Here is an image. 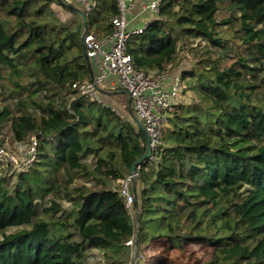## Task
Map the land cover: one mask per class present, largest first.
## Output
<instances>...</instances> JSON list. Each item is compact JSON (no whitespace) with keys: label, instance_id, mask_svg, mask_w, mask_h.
I'll return each instance as SVG.
<instances>
[{"label":"trees","instance_id":"obj_1","mask_svg":"<svg viewBox=\"0 0 264 264\" xmlns=\"http://www.w3.org/2000/svg\"><path fill=\"white\" fill-rule=\"evenodd\" d=\"M80 10L0 0V87L12 102L0 123L10 118L15 142L37 138L28 170L13 184L0 175V264H88L93 248L103 264H129L135 232V264L149 254L153 264H264V0H161L128 41L146 73L176 62L179 37L200 41L181 72L194 99L170 113L160 159L130 184L131 211L118 179L145 140L130 118L72 89L89 77ZM116 13L102 0L86 26L109 34Z\"/></svg>","mask_w":264,"mask_h":264},{"label":"built area","instance_id":"obj_2","mask_svg":"<svg viewBox=\"0 0 264 264\" xmlns=\"http://www.w3.org/2000/svg\"><path fill=\"white\" fill-rule=\"evenodd\" d=\"M117 13L111 17V32L104 36H97L91 31L82 29L83 43L90 61L93 78L74 81L71 86L77 95L88 101L103 103L97 92L109 85L118 83L123 90H127L131 98V108L140 120L149 136L150 155L145 163H157L163 151V134L167 126L170 113L176 106L183 104L185 84L181 67L172 68L168 65L159 72L146 73L138 69L127 49L131 35L141 34L148 22L127 29L126 12L135 8L134 0H115ZM84 13L95 6V0H63ZM161 0H147L141 5V10L150 12L158 18ZM151 19V20H152ZM134 20V17L131 19ZM37 138L31 135L27 146L21 151L9 150L0 144V170L11 167L17 172H25L36 158ZM142 167V166H141ZM137 170L136 176L141 169ZM1 175V174H0ZM119 192L124 197L125 205L131 211L134 204V194L130 189L131 175L118 180ZM135 234L126 242L132 246L129 264H135L134 240Z\"/></svg>","mask_w":264,"mask_h":264},{"label":"rangeland","instance_id":"obj_3","mask_svg":"<svg viewBox=\"0 0 264 264\" xmlns=\"http://www.w3.org/2000/svg\"><path fill=\"white\" fill-rule=\"evenodd\" d=\"M95 1H96V4H98V7L100 9V6L102 4V0H95ZM134 3H135V8H139V11H140L141 10V8H140L141 2L139 3L137 0H134ZM93 13H94V10L91 11L89 13V15L91 16ZM144 14H145V12L144 13L140 12L138 14V11L135 12V9L126 12L127 29L133 28L136 26V25H133V24H135L136 20L135 21L131 20L134 16H137V20L143 21V19L145 17ZM218 14L220 15L219 18H221L222 16H225L228 13L221 10ZM71 15H72V13H70L69 16H71ZM149 16L151 17V19L153 18V15L151 13L149 14ZM75 17L81 18L79 14L75 15ZM129 23H131L130 26H129ZM86 27H88V29L91 32H93L97 35L102 34V30L98 31V29H96V24H88ZM223 27L224 26H222V28ZM137 38H138L137 34H133L130 36L129 41L130 40L136 41ZM199 43H200V41L197 39H191L187 36L179 37L178 43H177V58H176L177 60H176V62H174L170 66L172 68H177V67H181V65H182V67L184 69H186V70L190 69L192 66V62L194 60V56H193L194 47L197 46ZM184 84L186 86L185 80H184ZM103 90L107 91V92H113L114 91L113 94H106L102 91L97 92L99 98L103 101V103L107 106H110L114 110H116V112L121 117L131 119L129 109H128V105H127L128 96L122 92L123 88L121 87V85L118 83H115L113 85H109L106 89H103ZM1 92H2V88L0 87V107L4 106V105L12 106L11 101L4 100ZM193 99H194L193 92L190 90L186 91V89H185L184 98H183L182 103L183 104L190 103ZM9 120H10V118L8 119L7 122H3L2 124L0 123V144L5 146L9 150L21 151L24 148H26L27 141L14 142L12 140L11 134L9 132L10 131L9 130ZM16 173H17V170L15 168H11V167H7V168L0 170V174L7 175L6 179L11 184H13L16 180V178H15ZM121 179H123V178H121ZM118 180H120V179H118ZM60 203L62 204L63 208H69L70 207V203L66 200L62 199V200H60ZM16 229H17L16 227L8 228L6 230V232H12ZM193 248L194 247H192V246H188L185 249V251H187V252L192 251L191 249H193ZM196 249L203 253V251L199 247H196ZM88 255H89L87 258L88 264H103L105 262V260L102 258L101 252L98 249L93 248V249L89 250ZM155 258H156L155 254H149L147 256V259L145 260V264H153V259H155Z\"/></svg>","mask_w":264,"mask_h":264},{"label":"water","instance_id":"obj_4","mask_svg":"<svg viewBox=\"0 0 264 264\" xmlns=\"http://www.w3.org/2000/svg\"><path fill=\"white\" fill-rule=\"evenodd\" d=\"M57 1L63 2V0H57ZM65 5L67 6V8H69L71 10L78 11V9L75 6L71 5V4L65 3ZM79 12L81 14L82 27L84 28L86 26V17H85V14L81 10ZM80 44H81V47H82L83 56H84V59H85V62H86V66H87V69H88L89 78L92 79L93 78V73H92V69H91V66H90L89 58H88V56L86 54V51H85V47H84V43H83V35L82 34L80 36ZM99 90L104 92V93H106V94H113L114 93V92L104 91L103 89H99ZM122 92L128 96L127 105H128V109H129L131 120L134 122L136 127L141 131V133H142V135L144 137V140H145V150H144V152L142 154H140L137 158H135L131 162L130 167H129V174L131 175V189L134 192V183H135L136 172L145 163L146 159L150 155L149 136H148L147 132L145 131L142 123L140 122V120L132 112L131 98L128 95L127 90L124 89V90H122ZM136 236H137V232L135 234V240H134V244L135 245H136ZM133 257H134L133 259L136 260V250H134V256Z\"/></svg>","mask_w":264,"mask_h":264},{"label":"crops","instance_id":"obj_5","mask_svg":"<svg viewBox=\"0 0 264 264\" xmlns=\"http://www.w3.org/2000/svg\"><path fill=\"white\" fill-rule=\"evenodd\" d=\"M139 3L141 2V4H140V6L143 4V3H145L147 0H137ZM54 8V10L57 12V14L60 16V18L61 19H65L66 17H68L69 15H70V12H68V11H66V10H57V9H60L59 8V6H54L53 7ZM141 8V7H140ZM135 9V12L136 11H138V14L140 13V12H143L144 13V11H142V10H140L139 11V8H134ZM149 14H150V12H145V14H144V19H143V21H140V20H137V16H134V20L133 21H135L136 20V22H135V24H133V25H142L145 21H151V17L149 16ZM150 17V18H149ZM154 18V17H153ZM132 22V21H131ZM131 25V23H129V26ZM114 92V91H113ZM15 142V141H14Z\"/></svg>","mask_w":264,"mask_h":264}]
</instances>
